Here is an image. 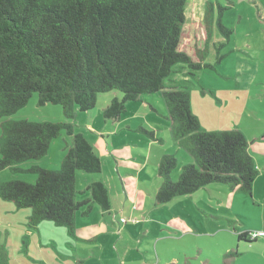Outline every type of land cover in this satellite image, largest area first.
Masks as SVG:
<instances>
[{"label": "trees", "instance_id": "obj_1", "mask_svg": "<svg viewBox=\"0 0 264 264\" xmlns=\"http://www.w3.org/2000/svg\"><path fill=\"white\" fill-rule=\"evenodd\" d=\"M187 5V0H0V117L17 112L37 92L39 104H60L71 120L95 109L100 94L111 93L103 113L118 120L129 104L160 92L172 133L193 160L174 176L176 155L162 156L158 171L163 181L156 201L188 197L212 183L251 195L258 169L245 135L237 129H202L191 110L189 90L170 79L183 67L195 75L208 66L206 53L219 44L212 43L220 33L211 15L213 4L207 2L200 23L205 42L202 50L195 49L198 60L181 49L184 28L191 23ZM217 25L227 38L233 32L221 19ZM63 131L72 141L59 165L16 166L45 156ZM5 168L37 175L34 183L14 179L0 184L1 198L32 209L33 224L53 221L73 233L78 212L89 215L96 204L104 211L111 208L104 182L77 190V173H99L102 162L72 121H4L0 171ZM252 233H239V240L255 241L259 235L253 238Z\"/></svg>", "mask_w": 264, "mask_h": 264}, {"label": "rangeland", "instance_id": "obj_2", "mask_svg": "<svg viewBox=\"0 0 264 264\" xmlns=\"http://www.w3.org/2000/svg\"><path fill=\"white\" fill-rule=\"evenodd\" d=\"M187 1L188 8L193 2L196 3L191 10L196 13L197 18L202 13L200 7L205 9L203 6H208L207 2L213 4L211 15L222 40L215 46V54L210 49L206 53L205 62L208 66L192 75L186 67L182 70L187 69L188 73H184L178 67L183 64H179L176 68L181 71L172 74L170 79L180 81L177 84L189 90L191 108L199 116L202 129L222 131L225 128H242L251 139L261 137L264 134V0ZM217 19H221L223 25L233 31L228 38L219 30ZM196 22L200 23V19ZM203 34L204 27L201 25L186 26L181 49L191 51V47L202 48ZM193 56L195 60L197 55ZM220 56L225 57L217 62ZM110 94H100L95 109L91 112L77 113L74 119L68 120L62 105L39 104V95L34 92L27 104L17 112L0 117V136L6 120L72 121L75 130L85 135L102 162V170L97 174L78 172L77 190L86 188L88 178L103 179L110 188V198L115 202L119 200L114 178H119L121 183L116 169L117 160L122 158L114 154V149L127 150L146 158L144 163L135 157L123 159L130 164L128 167L133 172L139 166H146L144 171L153 177L151 181L146 179V182L153 183L149 188L156 185L155 178L160 179L155 177V169L163 154L176 155L178 166L174 170V176L183 165L192 162L190 152L178 143L172 133L167 112L162 111L166 109V102L160 92L145 94L141 100L129 104L121 118L126 123L123 126H119V121L104 116L103 109L111 98ZM101 137L108 140L110 149L107 145L104 147L100 144ZM71 141V137L63 131L52 141L45 156L16 166L28 169L33 165H59L66 154V146ZM121 167L124 170L127 166L121 164ZM36 177V174L28 171L5 168L0 171V184L14 179L34 183ZM257 186L262 187L264 183L260 181ZM263 191L264 189H257L255 195H246L222 187L219 189L222 195L219 196L220 201L215 197L214 191L201 190L195 198L181 197L177 198L178 202L172 201L166 205L159 204L155 197L148 198L144 206L145 211L152 208V219H164V214L174 219L179 215L190 225L187 233L172 230L171 225L161 229L168 233V237L159 242V248L176 261L173 264H264V236L252 242L239 240L238 237L240 230L244 228L253 232L264 231V194L260 193ZM202 207L208 211L204 212ZM230 208L233 209V213H230L232 219H228L229 213L225 211ZM217 212L222 213L223 218L217 217ZM118 213L119 217L124 215L122 211ZM31 214L30 207L18 208L13 201L0 197V264H74L71 258H65L66 251H73L69 246L73 241L69 235L71 232L53 221L33 224ZM139 215L141 218L138 222H129L136 224L140 219L144 220L141 228L144 230L148 226L146 230L155 231L150 226L151 221H145V214ZM131 220L135 221L136 218ZM115 239L116 234L107 237L108 248L109 242H114Z\"/></svg>", "mask_w": 264, "mask_h": 264}, {"label": "crops", "instance_id": "obj_3", "mask_svg": "<svg viewBox=\"0 0 264 264\" xmlns=\"http://www.w3.org/2000/svg\"><path fill=\"white\" fill-rule=\"evenodd\" d=\"M195 4L196 3L193 2V5L190 6V8H188L187 6V10H186L187 20L191 22L190 24L186 25L187 27L194 25L200 26L201 25L200 23L204 21L203 18H204L205 9H202V7H200L202 13L197 18L196 13L192 12L191 10L192 7L193 8L195 7ZM197 4L200 5L199 3ZM203 8H205V5L203 6ZM198 19H200V23L196 22ZM221 40L222 39L220 34L214 35V39L212 43L216 45V41L220 43ZM204 42H205V35H204ZM195 49L197 50V48L191 47V51H187L193 58H194L193 55H196ZM202 49L203 46L202 48H200V50ZM210 50L213 51V53L215 54V50L212 46ZM195 60L198 59L196 58ZM162 111L166 112L165 109H162ZM166 117L168 118V120H170L169 124L171 125L172 121L168 117V114L166 115ZM121 118L116 120L119 121V126H123L124 124H126L125 122H122ZM233 129H237V128H233ZM224 130H231V128L230 129L225 128ZM237 130H240L247 138L249 142V151L254 159L256 168L258 169V175L253 183V191H252V194L255 195L257 189L259 191L264 189V186L262 187L257 186L260 181L264 183V134H262V136L259 138L251 139V137L248 136V133L244 129L239 128ZM155 138L158 137H156L155 135ZM144 140L147 142L146 139ZM100 141H101L100 144L102 146L105 147L107 145L108 149H110V143L108 142V140L105 139V137H101ZM113 152L114 154L122 158L120 159V161L117 160V169H116L120 176L121 183L119 181V178L118 179L114 178L115 188L117 191V197L119 201L115 202L110 198L111 208L109 211L102 210L100 206L96 204L89 215H82L80 212L77 213L75 219V230L73 233L69 234L73 239V241L69 243V246L72 247L73 251L72 252L66 251L67 255L65 256V258H71L74 261V264L75 263L77 264H87V263L89 264H173L176 263L175 260L170 258L168 253L164 252L162 249L159 248V242L160 241L163 242L164 239L168 237V233H166L161 229H164L168 225H171L173 227L172 230H177L180 232L187 233L190 230V225L186 223V221H184L185 220L183 219L184 217L181 218L179 215L176 216V218L174 219L172 217L171 218L167 217L165 214L163 215L164 219H160V220L152 219L153 214L150 213V211H152V208H149L147 209L148 211H145L146 208L144 206V204H147L148 198L155 197V193L157 189L162 184L163 179L162 176L159 174L158 167L162 156L165 154L160 156L159 160L156 163L158 164V167L156 166L155 169L156 170L155 177H159L160 179L155 178L156 185L154 184V187L149 188L150 185L153 186V183L150 184L146 182V179L151 181L153 177L152 174L144 171V168H146V166L144 165L139 166L137 170L133 172V170L129 169L128 167V165L130 164L126 160H124L126 157L127 158L135 157L136 160H139L144 163L146 161L145 160L146 158L141 157L142 155L136 156L130 152H127V150L122 151L119 149H114ZM121 164L127 167L124 170H122ZM57 165L58 163L54 164V167ZM42 166L46 168H52V166H48V165H42ZM93 181H102L105 184H107V182H105L103 179L100 180V179L88 178L87 185L88 183ZM106 186L108 187V191H109L110 188L108 184ZM222 187L228 188L232 192H240L237 189H232L231 187L225 184L212 183L204 188L199 189L192 195L184 198L185 199H189V197L195 198L199 191L210 190L211 192L212 191L215 192V197H217L218 201H220L219 196L222 195L219 193V189H222ZM260 193L264 194V191ZM149 194L154 196H151ZM177 198H181V197H177ZM177 198H174L172 201L178 202ZM172 201H170L169 203H171ZM131 203L132 205H130ZM166 204L168 203H163V205ZM202 208L204 212L208 211V209L204 207ZM118 211H122L124 215L119 217L120 214L118 213ZM225 211L229 213L228 219L229 218L232 219L233 216L230 213H233V209L232 208L225 209ZM139 213L145 214L144 215L146 218L145 221H151L150 226H152L155 231H151V229L146 230L148 226H146L145 229L143 230L141 228V223L144 220L140 219V222L136 224L129 222V221L138 222L139 218H141L138 217L140 216ZM216 214L219 215L217 217L223 218L222 213L217 212ZM122 218H126L127 221L122 222L121 221ZM135 218H136L135 221L131 220ZM121 223L123 224L122 226ZM242 232H253V231L244 228L243 230H240V233ZM111 234L113 235L116 234V239L114 242L112 241L109 242L110 246L108 248L107 237ZM259 237H257L255 241ZM262 240H264V238ZM177 262H179V259L177 260Z\"/></svg>", "mask_w": 264, "mask_h": 264}, {"label": "built area", "instance_id": "obj_4", "mask_svg": "<svg viewBox=\"0 0 264 264\" xmlns=\"http://www.w3.org/2000/svg\"><path fill=\"white\" fill-rule=\"evenodd\" d=\"M121 221H122V222H126L127 219H126V218H122ZM257 235L262 236V235H264V232L259 231V232H253V233H252V237H253V238L256 237Z\"/></svg>", "mask_w": 264, "mask_h": 264}]
</instances>
